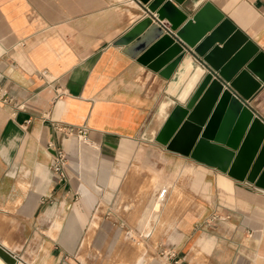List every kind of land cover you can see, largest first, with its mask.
<instances>
[{
	"label": "crops",
	"instance_id": "0c3cea01",
	"mask_svg": "<svg viewBox=\"0 0 264 264\" xmlns=\"http://www.w3.org/2000/svg\"><path fill=\"white\" fill-rule=\"evenodd\" d=\"M206 3L264 55V0H175L188 10L187 20ZM145 8L140 0H0V91L12 100L0 102L1 264H28L18 260L31 242L28 231L52 222L40 211L68 212L59 241L67 247L76 242L75 228L86 226L99 208L100 196L120 177L114 175L118 166L142 150L151 151L164 172L167 165L192 172L209 195V202L200 200L203 209L185 214L165 238L163 264H264V191L236 180L247 178L248 169L231 172V159L223 170L226 159L210 152L196 161L154 141L175 104H183L177 87L184 60L206 68L184 46L167 80L126 54L117 42L148 18ZM247 106L264 122V83ZM189 135L178 148L185 150ZM56 149L67 158L61 183L51 171ZM213 162L221 167L206 165ZM158 194L152 213L161 209ZM216 211L222 220L209 219ZM50 257L33 264H55Z\"/></svg>",
	"mask_w": 264,
	"mask_h": 264
},
{
	"label": "water",
	"instance_id": "95a60500",
	"mask_svg": "<svg viewBox=\"0 0 264 264\" xmlns=\"http://www.w3.org/2000/svg\"><path fill=\"white\" fill-rule=\"evenodd\" d=\"M140 2L148 18L117 42L124 52L167 80L185 56L184 46L206 68L195 67L201 76L183 104H175L154 141L196 161L210 152L226 159L223 170L234 159L231 172L237 167L243 168V174L249 171L247 178L236 180L264 191V122L247 106L264 83V55L211 3L187 20L188 10L179 8L175 0ZM154 14L156 20L151 17ZM144 29L146 34L138 38ZM187 135L191 141L181 150L179 139ZM206 165L221 167L216 162Z\"/></svg>",
	"mask_w": 264,
	"mask_h": 264
},
{
	"label": "rangeland",
	"instance_id": "374dc122",
	"mask_svg": "<svg viewBox=\"0 0 264 264\" xmlns=\"http://www.w3.org/2000/svg\"><path fill=\"white\" fill-rule=\"evenodd\" d=\"M155 160L151 151L142 150L131 162L118 166L114 175L120 177L100 196L99 208L92 211L86 226L75 228L77 240L69 247L59 241L67 229L62 223L68 212L40 211L39 216L48 213L42 218L52 222L28 231L31 242L23 244L18 260L33 264L38 259L42 263L51 256L55 264H163L165 238L174 235L185 214L203 209L200 200L209 195L192 172L181 173L170 165L164 172L163 164ZM162 191L166 193L159 199L160 212L152 213L150 207ZM94 217L97 226L92 227ZM209 219L220 221L223 216L216 211Z\"/></svg>",
	"mask_w": 264,
	"mask_h": 264
},
{
	"label": "built area",
	"instance_id": "2783aa9c",
	"mask_svg": "<svg viewBox=\"0 0 264 264\" xmlns=\"http://www.w3.org/2000/svg\"><path fill=\"white\" fill-rule=\"evenodd\" d=\"M12 100L7 97L6 93L0 91V102L1 103H10ZM16 110L22 109V106L15 107ZM73 129H67L66 134L71 135L73 134ZM81 138H83L86 135V131L84 129L79 130L77 132ZM51 147V146H50ZM51 171L52 173L57 176V179L59 182H65L67 181L66 171H67V158L63 152L56 149L55 154L52 157V165H51ZM166 191H162L160 193L159 199H161L165 195ZM176 264V263H175Z\"/></svg>",
	"mask_w": 264,
	"mask_h": 264
},
{
	"label": "bare ground",
	"instance_id": "6f19581e",
	"mask_svg": "<svg viewBox=\"0 0 264 264\" xmlns=\"http://www.w3.org/2000/svg\"><path fill=\"white\" fill-rule=\"evenodd\" d=\"M184 73L181 74L180 82L177 89L180 88L179 98L184 101L188 94L192 91L197 83L201 72L192 66L190 60H187L183 65Z\"/></svg>",
	"mask_w": 264,
	"mask_h": 264
}]
</instances>
